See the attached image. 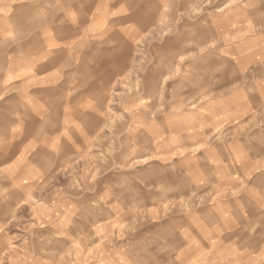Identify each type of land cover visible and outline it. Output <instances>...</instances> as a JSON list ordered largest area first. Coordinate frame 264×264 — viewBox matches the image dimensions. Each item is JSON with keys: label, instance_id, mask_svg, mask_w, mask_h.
I'll return each mask as SVG.
<instances>
[{"label": "clouds", "instance_id": "clouds-1", "mask_svg": "<svg viewBox=\"0 0 264 264\" xmlns=\"http://www.w3.org/2000/svg\"><path fill=\"white\" fill-rule=\"evenodd\" d=\"M0 264H264V0H0Z\"/></svg>", "mask_w": 264, "mask_h": 264}]
</instances>
